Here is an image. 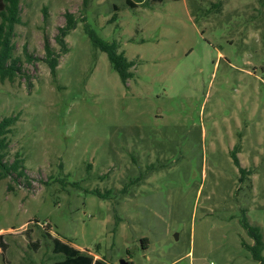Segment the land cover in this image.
<instances>
[{
  "label": "rangeland",
  "instance_id": "374dc122",
  "mask_svg": "<svg viewBox=\"0 0 264 264\" xmlns=\"http://www.w3.org/2000/svg\"><path fill=\"white\" fill-rule=\"evenodd\" d=\"M131 1L19 3L0 119L24 176L0 180V264H50L51 236L112 264H258L240 220L264 238V0ZM88 30L133 63L125 83Z\"/></svg>",
  "mask_w": 264,
  "mask_h": 264
},
{
  "label": "trees",
  "instance_id": "16d2710c",
  "mask_svg": "<svg viewBox=\"0 0 264 264\" xmlns=\"http://www.w3.org/2000/svg\"><path fill=\"white\" fill-rule=\"evenodd\" d=\"M21 0H0V82H13L22 71V64L19 57L14 55L15 46L13 43L14 27L20 23L19 17V3ZM152 2H162L164 0H151ZM178 1V0H172ZM127 6L135 8L137 5L131 0H125ZM216 8L217 6H212ZM116 11L117 8L113 7ZM76 27L75 19L72 15L67 13L65 15V25L58 28L57 35L55 36V42L60 47V53H67L68 49L64 38L70 31ZM90 40L95 48H98L107 55L109 63L114 71L118 74L122 82H126L131 78L132 73L130 69L133 67V63L126 60L122 53H117L118 46L115 43H108L99 39L92 31H87ZM44 52L45 57L43 62L48 66L50 74L55 76V71L58 66L59 55L53 51L47 39H44ZM28 61L32 62L31 57H28ZM17 118L15 116L4 117L0 119V180L7 178L12 174L16 178L24 176L23 161L18 154H15V158L12 162L6 161V155L8 151L7 136L11 133L12 127L16 123ZM234 163L239 167L240 173L245 175V170L239 165L238 159L234 157ZM242 178V177H241ZM93 194L100 198H103L102 194L98 191H93ZM240 225L246 232L247 236L252 239L253 243L246 244L242 242L243 248L248 251L254 261L258 264H264V257L261 255L264 249V238L261 230L257 226H253L248 223L247 218L243 215L240 220ZM29 234L31 230H25ZM49 236V235H47ZM53 245L59 249L60 253L65 259L56 264H105L101 260H93V257L88 256L72 248L71 246L62 243L56 238H52ZM34 242L33 247L36 248ZM0 247L1 251L7 250V244L3 241V235H0ZM126 264H133L131 261H126Z\"/></svg>",
  "mask_w": 264,
  "mask_h": 264
},
{
  "label": "crops",
  "instance_id": "0c3cea01",
  "mask_svg": "<svg viewBox=\"0 0 264 264\" xmlns=\"http://www.w3.org/2000/svg\"><path fill=\"white\" fill-rule=\"evenodd\" d=\"M31 234V233H30ZM51 238V240H52V236L50 237ZM35 243H36V241H34ZM5 243V242H4ZM53 243V242H52ZM63 243V242H62ZM6 244V243H5ZM65 244V243H64ZM72 248H74V249H76V250H78L79 252H81V253H83V254H86V255H88V256H91V257H93V260L95 261V260H101V261H103V262H105V264H112L111 262H108L107 260H105L103 257H100V255H98V252L97 251H85V250H83L82 248H79V247H77V246H75V245H73V246H71ZM7 249H8V245H7ZM7 251V250H6ZM52 251H53V253L55 254V255H57V257H58V259H56V260H54V261H52L50 264H56V263H58V262H61V261H63L64 259H65V257L59 252L60 250L59 249H57V247H55L54 245H53V248H52ZM5 253V251L3 252V251H1V247H0V254H1V256H3V254ZM126 261H131L129 258L126 260Z\"/></svg>",
  "mask_w": 264,
  "mask_h": 264
},
{
  "label": "water",
  "instance_id": "95a60500",
  "mask_svg": "<svg viewBox=\"0 0 264 264\" xmlns=\"http://www.w3.org/2000/svg\"><path fill=\"white\" fill-rule=\"evenodd\" d=\"M120 264H126V261H121Z\"/></svg>",
  "mask_w": 264,
  "mask_h": 264
}]
</instances>
